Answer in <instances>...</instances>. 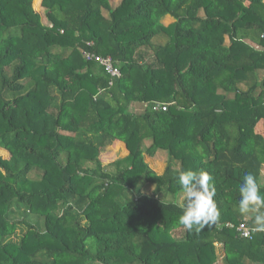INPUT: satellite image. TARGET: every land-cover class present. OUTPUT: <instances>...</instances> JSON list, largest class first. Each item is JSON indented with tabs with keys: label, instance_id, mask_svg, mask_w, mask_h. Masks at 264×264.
I'll list each match as a JSON object with an SVG mask.
<instances>
[{
	"label": "trees",
	"instance_id": "trees-1",
	"mask_svg": "<svg viewBox=\"0 0 264 264\" xmlns=\"http://www.w3.org/2000/svg\"><path fill=\"white\" fill-rule=\"evenodd\" d=\"M113 1L40 0L48 27L32 0H0V264H264V232L235 229L264 164V0ZM115 140L127 155L101 162ZM189 169L220 211L199 233L178 224Z\"/></svg>",
	"mask_w": 264,
	"mask_h": 264
},
{
	"label": "clouds",
	"instance_id": "clouds-1",
	"mask_svg": "<svg viewBox=\"0 0 264 264\" xmlns=\"http://www.w3.org/2000/svg\"><path fill=\"white\" fill-rule=\"evenodd\" d=\"M183 194L182 214L178 224L187 232L199 233L217 221L220 211L214 200L216 188L213 177L205 171L184 170L178 176ZM240 199L237 211L252 221V231L264 232V194L255 175L246 173L239 186Z\"/></svg>",
	"mask_w": 264,
	"mask_h": 264
},
{
	"label": "rangeland",
	"instance_id": "rangeland-1",
	"mask_svg": "<svg viewBox=\"0 0 264 264\" xmlns=\"http://www.w3.org/2000/svg\"><path fill=\"white\" fill-rule=\"evenodd\" d=\"M118 2H119V0H114L111 4L116 5ZM32 5H33V8L40 13L42 24L45 26L51 27L50 25H47V24H49V22L47 21L46 17L44 16L42 7L40 5V0H39V4L35 0H32ZM104 13H106V12L104 11ZM199 13L203 14L202 10H200ZM164 18H165L164 23L166 25L170 24L174 20V18L169 14L165 15ZM156 40H157V37L154 38L155 42H156ZM158 40L160 42H162L161 38H158ZM259 74L261 76L263 73L260 71ZM129 110L130 111L136 110L134 102L130 104ZM259 126L260 125L258 124L257 125L258 130L260 128ZM127 153H128V150L126 149L124 142H122L120 140L119 141L115 140L110 146H108L106 149H104L100 153L99 157H100L101 162L107 163V162H112L118 158L124 157L125 155H127ZM0 155L4 158L9 157V153L2 148H0ZM144 160L155 171V173L159 174V173H161L163 166H164V163H165V160H166V152L163 150H159V151L157 150L154 156H149V155L145 154ZM112 169H113V167H112ZM260 180L262 181V178H260ZM260 180H258V183H260ZM152 187H153V183L149 182L145 186L144 192L150 193L152 190ZM182 198H180L178 201L179 202L182 201ZM16 209H17V206H14L13 207L14 214L11 216V218H19L25 208H24V206H21L19 211H18V209L17 210ZM180 235H182V233H180ZM216 252H217L218 256H220V251H219V248H217V247H216ZM219 262H220V260H219Z\"/></svg>",
	"mask_w": 264,
	"mask_h": 264
},
{
	"label": "built area",
	"instance_id": "built-area-1",
	"mask_svg": "<svg viewBox=\"0 0 264 264\" xmlns=\"http://www.w3.org/2000/svg\"><path fill=\"white\" fill-rule=\"evenodd\" d=\"M82 57L87 61H93L97 64H99L104 72L109 76V84H112V79L115 77L120 76V70L119 68L114 64L112 58L110 56H103L100 54H96L95 52L89 51V50H81ZM168 104L167 103H159L156 101H152L151 108L154 110L161 109L166 110ZM145 107V103L141 104V108ZM225 226L227 227H233V224L231 222H226ZM235 229L238 231L239 235L245 238H251L252 233V226L246 224L245 222H240L238 225L235 226Z\"/></svg>",
	"mask_w": 264,
	"mask_h": 264
},
{
	"label": "crops",
	"instance_id": "crops-1",
	"mask_svg": "<svg viewBox=\"0 0 264 264\" xmlns=\"http://www.w3.org/2000/svg\"><path fill=\"white\" fill-rule=\"evenodd\" d=\"M134 105H135V109L136 110L138 108H141V104L140 103H135L134 102ZM258 131L262 132V128L260 127ZM116 141H119V140H116ZM260 178H262V181L260 180ZM259 180H260V183L259 184L261 186L264 185V164H263L262 169H261V174L259 176ZM245 219L249 220L250 218H248V217L245 216ZM217 248H219V251H220V256H219L218 259L221 260L222 257L224 256L223 248H222V246L220 244L217 245ZM245 263L246 264H259V263H255V262H252V261H249V260H246Z\"/></svg>",
	"mask_w": 264,
	"mask_h": 264
}]
</instances>
